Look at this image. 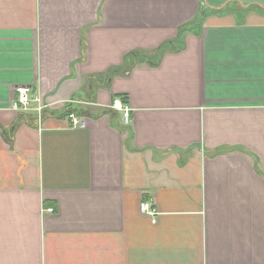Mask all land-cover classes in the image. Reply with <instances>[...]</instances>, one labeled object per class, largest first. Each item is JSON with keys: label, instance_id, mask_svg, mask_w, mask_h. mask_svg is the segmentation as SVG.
Segmentation results:
<instances>
[{"label": "crops", "instance_id": "1", "mask_svg": "<svg viewBox=\"0 0 264 264\" xmlns=\"http://www.w3.org/2000/svg\"><path fill=\"white\" fill-rule=\"evenodd\" d=\"M0 264H264V0H0Z\"/></svg>", "mask_w": 264, "mask_h": 264}, {"label": "built area", "instance_id": "2", "mask_svg": "<svg viewBox=\"0 0 264 264\" xmlns=\"http://www.w3.org/2000/svg\"><path fill=\"white\" fill-rule=\"evenodd\" d=\"M31 93V87L18 86L15 89V98L12 104V110L24 114H28L34 111L38 116L41 115L45 110V106L38 99L34 98ZM34 103L37 104L34 106ZM112 107L114 110L122 112L124 122L128 123L129 109L126 105H124L122 100H114ZM65 117H67V120L72 128L85 127L84 119L76 113L67 114ZM139 210L142 214L150 216L151 218H154L156 216V210L148 202H142L139 206ZM44 211L47 213H52L53 209L47 208ZM152 223H155V220H152Z\"/></svg>", "mask_w": 264, "mask_h": 264}, {"label": "trees", "instance_id": "3", "mask_svg": "<svg viewBox=\"0 0 264 264\" xmlns=\"http://www.w3.org/2000/svg\"><path fill=\"white\" fill-rule=\"evenodd\" d=\"M65 107L66 108H64V110H66V111L63 112V115L64 116H66L67 114L73 113V112L76 113L79 116H82L83 115V113H81V111L72 110L71 108H69V106H65Z\"/></svg>", "mask_w": 264, "mask_h": 264}]
</instances>
